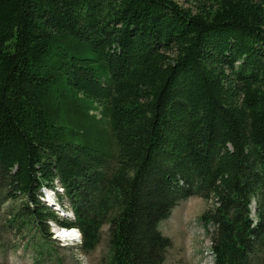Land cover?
I'll return each mask as SVG.
<instances>
[{"label":"trees","instance_id":"trees-1","mask_svg":"<svg viewBox=\"0 0 264 264\" xmlns=\"http://www.w3.org/2000/svg\"><path fill=\"white\" fill-rule=\"evenodd\" d=\"M56 181L73 218L40 200ZM189 196L214 202L213 264H264V0H0L8 225L85 252L107 226V264H164Z\"/></svg>","mask_w":264,"mask_h":264},{"label":"rangeland","instance_id":"rangeland-1","mask_svg":"<svg viewBox=\"0 0 264 264\" xmlns=\"http://www.w3.org/2000/svg\"><path fill=\"white\" fill-rule=\"evenodd\" d=\"M175 1L184 7L193 6V0ZM60 196L58 203L70 213L71 210L66 205V198L62 194ZM18 206L20 207V201L16 200L8 201L2 207L0 218L4 234L0 239V264L108 263L107 226L102 229V240L97 247L93 251L85 252L80 249L78 239V241L71 239L76 236V232L69 238H59L57 231L59 226L54 231L50 230V239L41 238L29 224H25L18 234L14 228L8 225V218L5 215L8 208H18ZM214 207L212 200L205 201L198 196H189L178 201L168 217L158 223L159 231L171 241L164 264L214 263L211 251V233L214 226L201 220V215ZM251 210H253L252 205Z\"/></svg>","mask_w":264,"mask_h":264},{"label":"bare ground","instance_id":"bare-ground-1","mask_svg":"<svg viewBox=\"0 0 264 264\" xmlns=\"http://www.w3.org/2000/svg\"><path fill=\"white\" fill-rule=\"evenodd\" d=\"M55 188H56V190L57 191H59V192H62V188L60 187V184H58V182L56 181L55 182ZM52 192V194L51 193H49V191H48V194L49 195H53L54 194V191L53 190H51ZM58 231V237H62V238H69V237H71L72 236V234H75V232H76V230L75 229H72L71 231H67V230H61L60 228L57 230ZM60 231V232H59ZM76 235V234H75Z\"/></svg>","mask_w":264,"mask_h":264}]
</instances>
